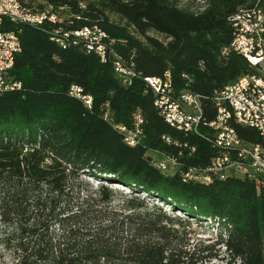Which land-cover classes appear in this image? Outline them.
Wrapping results in <instances>:
<instances>
[{
	"label": "trees",
	"instance_id": "trees-1",
	"mask_svg": "<svg viewBox=\"0 0 264 264\" xmlns=\"http://www.w3.org/2000/svg\"><path fill=\"white\" fill-rule=\"evenodd\" d=\"M41 1L25 0L35 10L51 6L54 22L0 23L20 42L8 72L20 88L0 93V243L13 264H264V175L183 182L179 170H158L148 153L175 158L182 170H206L219 154L211 98L256 72L242 55H221L233 36L229 17L257 0H203L194 10L180 0ZM59 12L67 15L62 21ZM90 26L112 41L103 61L73 34ZM110 49L137 73L129 84L114 71ZM166 72L173 96L198 95L196 132L171 127L154 106L143 77ZM72 85L89 106L69 94ZM137 115L142 138L130 146L118 127L134 130ZM230 125L244 141L264 145L254 129ZM86 176L107 184L93 190ZM112 185L145 193L171 213L139 196L116 207ZM208 220L218 236L194 243L191 224Z\"/></svg>",
	"mask_w": 264,
	"mask_h": 264
},
{
	"label": "built area",
	"instance_id": "built-area-1",
	"mask_svg": "<svg viewBox=\"0 0 264 264\" xmlns=\"http://www.w3.org/2000/svg\"><path fill=\"white\" fill-rule=\"evenodd\" d=\"M264 0H257L251 7L241 8L229 17L233 32L229 45L221 50V55L230 52L242 55L256 68L255 73L238 77L235 81L213 94L211 101L215 109V116L209 127L214 132V145L219 154L211 161L206 170L189 167L181 169L175 158L164 156L161 162H153L160 171L169 168L179 170L183 182L200 180L209 181L210 175L223 179L230 174L254 177L264 175V145L250 143L239 137L230 125L234 121L244 127L254 129L264 139ZM21 24L40 26L45 20L54 22L56 15L52 7L43 10L31 9L25 0H0V23L2 19ZM84 44L87 52H94L103 61L106 59L107 45L112 41L107 34L97 26L83 27L73 31ZM63 45V44H62ZM64 46V45H63ZM20 51L18 36L13 31L0 30V93L20 88V83L9 76L15 55ZM114 57V71L124 84H129L137 73L132 64L126 65L112 49ZM146 85L154 95V106L164 121L178 130L196 132L202 118V107L198 95L181 92L173 96L170 75L166 72L162 77H143ZM69 94L83 100L89 106L91 98L82 95L81 88L70 86ZM139 115L134 117V130L127 131L118 127L123 134L124 141L134 146L142 138ZM169 142L168 138L165 139ZM240 264V260H236Z\"/></svg>",
	"mask_w": 264,
	"mask_h": 264
},
{
	"label": "rangeland",
	"instance_id": "rangeland-1",
	"mask_svg": "<svg viewBox=\"0 0 264 264\" xmlns=\"http://www.w3.org/2000/svg\"><path fill=\"white\" fill-rule=\"evenodd\" d=\"M27 3L31 6H38L42 3L41 0H26ZM203 3V0H180V6H185L190 8L191 10L197 9L199 6H201ZM61 21L67 16L66 14H62L59 12ZM109 19L113 23L125 26L126 22L121 19L118 15H115L113 13L109 14ZM130 30H132V27H128ZM149 35L154 36L155 38L159 39L160 41H166L165 37L159 33H156L154 31H148ZM149 156L151 157L153 162H161L164 160V156L159 153L155 152H148ZM165 174H172L174 173V169L169 168L167 171H164ZM85 180L87 181L88 185L93 189L96 190L99 188L101 184L106 185V181H100L96 178L86 176ZM112 187L116 188L112 190V192L108 193L110 195V202L112 205L116 207L120 206H126V200L132 199L135 196H139V199L144 200L145 204L148 207H151L153 204H157V206L161 207L162 211L166 213H171L169 210V206L161 203L160 201H157L156 199L145 197V193H131L129 190L123 191L125 189H121L119 187H115V185H112ZM176 214H179L178 211H175ZM191 228L193 230L192 237L194 243L197 241H202L203 243H209L215 240V238L218 236L219 228L216 226L215 223L208 221L202 222V223H196L193 222L191 224ZM223 249V247L221 248ZM224 260H213L210 262V264H223ZM0 264H13L12 260V253L10 250L6 249L1 243H0Z\"/></svg>",
	"mask_w": 264,
	"mask_h": 264
},
{
	"label": "crops",
	"instance_id": "crops-1",
	"mask_svg": "<svg viewBox=\"0 0 264 264\" xmlns=\"http://www.w3.org/2000/svg\"><path fill=\"white\" fill-rule=\"evenodd\" d=\"M175 171V170H174Z\"/></svg>",
	"mask_w": 264,
	"mask_h": 264
}]
</instances>
